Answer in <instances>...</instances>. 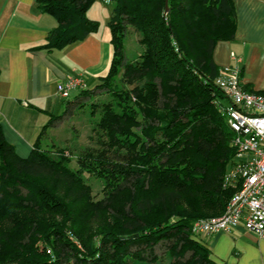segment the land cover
I'll return each mask as SVG.
<instances>
[{"label":"trees","instance_id":"trees-1","mask_svg":"<svg viewBox=\"0 0 264 264\" xmlns=\"http://www.w3.org/2000/svg\"><path fill=\"white\" fill-rule=\"evenodd\" d=\"M96 1L36 0L58 22L39 49L97 32ZM109 1L108 73L65 100V113L90 106V144L69 153L38 142L23 158L0 128V264H219L191 229L239 189L225 183L235 132L213 57L235 37L234 0ZM130 28L141 46L131 60ZM88 178L102 182L101 199Z\"/></svg>","mask_w":264,"mask_h":264},{"label":"crops","instance_id":"crops-1","mask_svg":"<svg viewBox=\"0 0 264 264\" xmlns=\"http://www.w3.org/2000/svg\"><path fill=\"white\" fill-rule=\"evenodd\" d=\"M234 6L236 34L216 44L215 63L219 69L232 66L235 54L242 62L244 88L264 95V0H234ZM92 7L87 15L99 23L97 32L64 49L47 50L39 48L46 45L57 20L41 11L36 0H0V128L20 157H28L42 141L44 129L50 128H46L49 121L66 112V102L57 93L60 82L79 72L90 86L107 74L114 51L112 8L93 11ZM101 20L108 35L101 33ZM201 240L219 264H264V237L243 226Z\"/></svg>","mask_w":264,"mask_h":264},{"label":"built area","instance_id":"built-area-1","mask_svg":"<svg viewBox=\"0 0 264 264\" xmlns=\"http://www.w3.org/2000/svg\"><path fill=\"white\" fill-rule=\"evenodd\" d=\"M110 4L109 0H104ZM235 64L220 69L216 80L230 101L225 109L228 125L235 132V161L227 172L225 183L239 189L218 217L194 223L191 232L197 239L219 233H233L243 226L264 237V95L247 91L241 79L242 62L232 54ZM88 88L83 73L67 77L57 86L58 96L70 100L72 94Z\"/></svg>","mask_w":264,"mask_h":264},{"label":"rangeland","instance_id":"rangeland-1","mask_svg":"<svg viewBox=\"0 0 264 264\" xmlns=\"http://www.w3.org/2000/svg\"><path fill=\"white\" fill-rule=\"evenodd\" d=\"M100 8H102V10H109L112 8V5L106 6L98 0L94 3L92 10L100 11ZM101 22V33L104 34V32H107L108 35L110 33L109 29H106L104 20H101ZM128 31L129 33L126 36L125 47L127 58L131 60L139 54L141 46L137 42L139 39L137 32L133 28H130ZM110 64L108 70L110 68ZM108 70L106 69L105 71L108 73ZM95 85L96 84L92 83L90 84V87L92 88ZM67 101L68 100H66V102ZM87 101L89 102V100ZM61 115L63 118L59 123L54 125L55 128L52 129V127H50L46 132H44L42 141L40 142L42 149L54 151V148H64L70 153L72 151L78 152L82 147L90 144L89 136L91 135V128L96 119V117L93 118L90 114V106L84 105L82 107H77L75 112L69 113L68 111L67 113ZM71 166L75 167L74 160L71 163ZM88 182L93 188V196L95 199H101L103 197L102 182L95 178H88ZM92 230L94 229L91 227L88 232L90 233ZM157 251L161 254L163 248H158Z\"/></svg>","mask_w":264,"mask_h":264},{"label":"water","instance_id":"water-1","mask_svg":"<svg viewBox=\"0 0 264 264\" xmlns=\"http://www.w3.org/2000/svg\"><path fill=\"white\" fill-rule=\"evenodd\" d=\"M166 2H167V7H168V0H166Z\"/></svg>","mask_w":264,"mask_h":264}]
</instances>
